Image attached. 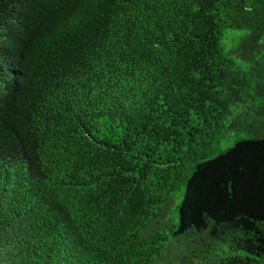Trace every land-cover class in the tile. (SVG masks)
Instances as JSON below:
<instances>
[{"label":"trees","instance_id":"16d2710c","mask_svg":"<svg viewBox=\"0 0 264 264\" xmlns=\"http://www.w3.org/2000/svg\"><path fill=\"white\" fill-rule=\"evenodd\" d=\"M0 264H264V0H0Z\"/></svg>","mask_w":264,"mask_h":264},{"label":"rangeland","instance_id":"374dc122","mask_svg":"<svg viewBox=\"0 0 264 264\" xmlns=\"http://www.w3.org/2000/svg\"><path fill=\"white\" fill-rule=\"evenodd\" d=\"M241 34H242L241 31H235L229 33L227 39L225 40V44L227 45V47H230L233 44H235ZM231 140H232V135H228L225 139L221 140L218 143L217 149L218 150L225 149L227 146L231 144Z\"/></svg>","mask_w":264,"mask_h":264}]
</instances>
